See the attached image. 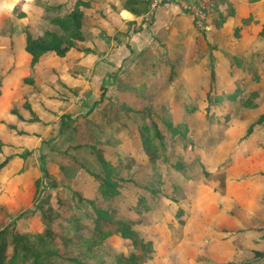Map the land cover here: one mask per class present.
I'll list each match as a JSON object with an SVG mask.
<instances>
[{
	"label": "rangeland",
	"instance_id": "obj_1",
	"mask_svg": "<svg viewBox=\"0 0 264 264\" xmlns=\"http://www.w3.org/2000/svg\"><path fill=\"white\" fill-rule=\"evenodd\" d=\"M16 1L0 0V72H7L0 81V138L9 142L0 153V160L7 157L5 166L0 168V204H5L6 209L5 214H0V227L12 223L19 232L40 231L43 228L42 214H45L51 220V229L59 231L63 225L70 224L73 214L77 217L75 222L79 228L91 231L83 225L93 218L92 208L85 200L78 201L72 197L71 190L78 188L85 197L94 195L97 206L109 207L112 216L129 218L138 235L153 241L154 249L145 264H264V254H256L264 251V149L260 148L255 156L234 158L235 152L246 143L241 139L244 138L245 126L255 118L258 110L235 109L236 101L232 105L226 99L212 101V94H218L220 90L219 85H215L211 99L207 101L208 108L213 118L220 121L224 116L225 124L220 121L211 126L208 123V128L204 123L195 124L193 131L199 135L195 151L200 152L204 174L199 165H188L192 158L186 153L180 137L166 139L169 153L170 150L173 153L169 154V159L174 160L178 153L188 165L180 174H174L173 170L167 173L165 163L160 160L153 166L143 162L140 159L139 138H136V131L145 120L144 113L139 110L143 104L141 94L147 95L148 105L156 108L157 115L169 112L168 106L165 110L166 103L172 99L180 104L191 103L193 107L206 103L200 101L205 82L202 90L197 89L199 72H203L199 66L205 64L207 73L212 66L214 71L223 74V79L229 73L230 78L244 76L245 90L256 89L264 98V77L253 82L247 71L258 70L264 75V41L260 37L264 36V0L255 8L256 22L234 44L215 45L206 28L197 25L201 38L205 40L198 46L184 47L183 60L177 63V75L173 79L167 77L165 68L157 70L146 91L133 86L136 78L131 75L132 62L129 60L105 68L101 65L100 68L98 59L92 62L82 58L75 63L80 76L77 74L70 81L73 87H69V91L55 82L49 70L39 71L52 79L53 88H50L53 90L42 79L38 83V88L44 94L50 93L49 96L53 98L57 97L58 92H72L63 110L57 107V100L43 98V93H37L35 88L22 81V76L27 73L25 66L15 71L11 69L15 60L22 58L21 50L17 49L21 44V29L27 26L33 33L42 32L47 25L46 14L51 15L55 10L46 3L48 0H21L19 7L24 14L16 16L10 12ZM208 43L214 44L211 49L213 55L218 56L215 61L211 56L209 61H202L206 60L211 50L207 47ZM162 46L154 42L148 49L138 48L137 53L140 54L136 59L141 62L140 58L145 57L149 61L160 57ZM218 52L225 57L223 61ZM96 54H99V50ZM227 58L233 63L243 61L238 64L243 68L229 64ZM23 61L26 63L24 58ZM24 102L30 104L39 120L44 122L43 125L38 120L27 123L14 121L11 108H17L24 116L28 115V110L22 106ZM119 105L129 109L117 108ZM92 108L101 109L89 121L82 119ZM116 108L120 111H113ZM59 112L67 113L71 122L59 127ZM173 119L177 120L178 117ZM12 121L18 125L15 128H22L28 134L16 133L14 128L8 126ZM101 124H106L104 135L107 136V143L102 142L100 146L103 155L114 163L117 156L119 168L122 166L114 174L130 176L138 184L145 183L158 189L154 197H148L149 207L146 210L130 207L136 191L129 182L131 187L123 188L115 197L102 199L95 196L97 181L89 171H99V164L86 143L93 140L90 133L103 139L104 135H99L96 130V127H102ZM74 125L81 127L77 129L80 132L74 138H68L69 126ZM87 126L88 133L84 131ZM256 134L264 135V122L255 127L251 138ZM24 150H30V154L23 158L13 155ZM111 153L117 155L111 157ZM40 160L43 161L45 173L39 168ZM159 169L162 172L161 182L157 178ZM94 248L93 258L103 261H109L116 251H133L130 241L116 234L97 240ZM82 249L77 243L59 247L61 257L52 256V263L77 264L73 257L92 259ZM7 264L21 263L9 259Z\"/></svg>",
	"mask_w": 264,
	"mask_h": 264
},
{
	"label": "trees",
	"instance_id": "obj_2",
	"mask_svg": "<svg viewBox=\"0 0 264 264\" xmlns=\"http://www.w3.org/2000/svg\"><path fill=\"white\" fill-rule=\"evenodd\" d=\"M20 1L21 0H17L14 2L10 8V12L14 13L16 16H22L24 14L19 7ZM93 1L94 0H72L69 6L64 7V10L61 8L63 3L50 4L52 6H49L56 12L54 11L51 15L46 14L45 19L47 25L42 32L33 33L27 26L21 29V44L18 46L19 48L17 47V49L21 50L22 58L15 60L11 69L15 71L25 66L24 69L27 73L22 76V81L24 83L34 86V74L43 69L37 67V63L45 59H47L50 63L49 68L54 74L55 82H62L57 76L60 68L65 65L62 58L66 57L70 51L80 49L79 44L86 40V29L84 25H87L86 21L89 16L88 13H91L89 9ZM121 6L134 15L143 14L147 10L146 0H122ZM256 20L257 18L255 17L254 12H243L237 21L232 24L231 30L227 34L224 33L218 36L219 43L234 44L237 42L241 34L244 31H248V28H250ZM260 37L263 38L264 41V36L260 35ZM215 43L217 44V42H214V44ZM214 44L211 45L208 43L207 47L211 49L212 46L214 47ZM83 49L92 50L94 53L98 52L96 48L93 50L88 47H83ZM209 51L212 54L210 55V52H208L206 60L202 59V61H209L210 56L213 60L215 57H218L216 54L215 56L213 55L212 49ZM231 56L240 58L238 55ZM23 58L26 63L23 61ZM224 58L225 57L221 54L222 61ZM176 60L177 58L169 62L165 69L167 71V77H171L172 79L175 75H177L178 62H176ZM228 62L238 68H243L241 65H238L243 61L237 60L233 63L231 60H228ZM68 64L65 67H71V63L69 65ZM199 67L203 68V72L202 70L199 72L200 77L197 89L202 90L205 82L204 95L200 97V101L202 100V102L205 101L206 103L204 102L205 104L202 106L196 105L193 107L191 103L180 104L176 102V100L172 99L170 103H166L165 110H167L168 106L169 112L166 111V114L164 115H157L156 108H152L148 105V100L146 98L147 95L141 94L143 104L139 110L144 113L143 116L145 117V120L142 121V124H140V129L136 131V138H139V147L140 152L142 153V158L140 159L143 162L150 164V166L155 165V163L160 160L163 164L165 163L167 167L165 171L167 173L173 170L175 172L174 174H180V172L188 165L197 164L204 174L205 170L199 157L200 152L195 151L198 134L196 135L193 131L195 124L204 123L207 128L208 123L211 126L219 124L220 121L225 124L226 119L224 116L222 117V120L219 121L217 118L215 119L212 117L210 114L211 110L209 111L208 108L209 105L207 101H210L215 85H219L218 88L220 90L218 94H212V101L226 99L231 101L232 105L233 101H236L237 105L235 106V109L258 110L255 118L247 122L242 134V137L244 138H241L244 139L246 143L243 148L238 150V152H235L234 158L237 160L248 155L255 156L258 154V150L260 148L264 149V135L256 134L253 138H251L255 127H258L264 122V98L259 95V91L256 89L245 90L244 84L246 82V78L244 76L240 75L230 78L229 73L227 78L223 79V74H219L214 71L212 66H210L209 73H207V69H204L207 67L206 64ZM247 71L248 74H250L251 81L253 82H258L262 77H264V75H261L258 70L249 71V69H247ZM6 73L0 72V81ZM220 80H222V82ZM136 81L137 82L133 83L134 87L140 88L143 91L148 89L146 81ZM63 85H66V83ZM35 90L36 92H40L38 87H35ZM200 92H198V95ZM174 94L176 93L174 92ZM176 96H174V98ZM165 98L168 99V96H165ZM169 98H171V96H169ZM22 106L28 110V115L24 116L19 110H17V108H11L10 113L14 121L24 123L37 120L40 121L35 112L30 108V104L28 102H24V105ZM230 107L232 108L234 106ZM117 108L122 110L129 109L127 106L123 109V105H119ZM117 108L115 110L113 109V111H120ZM92 109L88 110L86 114H88ZM198 112L200 113L197 114ZM86 114L83 116L84 120H86ZM123 114L126 115L125 113ZM226 115L227 114H225V116ZM57 116L59 119V127H61L64 123H69L71 120L65 112L58 114ZM175 116L178 117L177 120L173 119ZM14 121L10 122L11 124L8 125L10 128H14V131L18 134H28L22 128H15L16 124ZM104 129H102V127H96L99 135H104ZM203 130L204 128L201 129L202 133ZM178 137L183 140L186 153L192 158L188 165L185 164L183 156L178 153L174 160L171 161L169 159V154L173 153L172 150H170L169 153V147L166 143V139ZM97 138H100V140H97ZM106 138L107 137L105 135L103 139H101L100 136L95 135L91 142L86 143V145H88L92 150L93 155L99 164V171H89V174L93 176L92 178H95L97 181L95 196L101 197L102 199H110L117 196L123 188L132 186V188L134 187L136 191V195L134 202L130 205V207L146 210L149 207L148 197H154L155 193L158 192V189L150 187V185L145 183L138 184V182L130 176L127 177L121 174H114V172L118 171L122 166L119 168L120 162L119 159L117 160V156L115 158V163L104 157L103 150L100 146L102 142L103 144L107 143ZM7 143H9L8 140L3 141L0 138V153L2 147ZM203 143L205 142L203 141ZM203 143L201 142V144ZM73 146H76V144ZM27 154H30V150H24L21 153L18 152L13 155H18L23 158ZM115 155L117 154L111 153V157ZM6 158L7 157H4L0 160V168L5 166ZM42 163L43 161L40 160L39 168L45 173L46 171ZM161 174L162 172L159 169V172L157 173L158 182L162 181ZM128 182L131 186H129L130 184H128ZM179 185L180 184H178V186ZM71 193L72 197L76 200H85V202H88L92 208L93 218L91 220H86L83 225L87 228L89 227L91 231L79 228L77 222H75L77 217L73 214L70 224L63 225L59 231L51 229V220L45 214H42L43 228L40 231L34 230L19 232L14 228L12 223H6L0 227V264H7L9 259L15 260L21 264L24 262H28L29 264H53L51 259L52 256L61 257L59 247L63 248V246L70 245L72 243L81 245L83 247L81 251L92 257V259L89 258V260H82L80 258L73 257L74 262L77 264H145L150 259L151 252L154 249L153 241L150 238L138 235V233L133 229L131 225L132 221L129 218H116L112 216L108 210L109 207L97 206L94 202V195L91 197H85L81 193V190H78V188L77 190L72 189ZM5 212V204H0V214H5ZM114 234L120 236L121 238L128 239L132 245L133 251L128 253L116 251L112 253V258L109 261L93 258L95 255L94 244L96 241ZM256 254L261 256L264 254V251L256 252ZM200 259L202 260V258Z\"/></svg>",
	"mask_w": 264,
	"mask_h": 264
},
{
	"label": "crops",
	"instance_id": "obj_3",
	"mask_svg": "<svg viewBox=\"0 0 264 264\" xmlns=\"http://www.w3.org/2000/svg\"><path fill=\"white\" fill-rule=\"evenodd\" d=\"M71 1L72 0H48L46 3H63L61 8L64 10V7L69 6ZM260 1L262 2L263 0H214L210 11L207 13V18L201 20L200 25L206 28V32H209L210 39H212L213 42H217V45H219V33L227 34L228 28L232 26L234 22L233 20H235V18L238 19L243 12L252 11L255 13V8ZM121 2L122 0H94L92 2L89 9L91 13H88V20L86 21L87 25H84L86 29V40L79 44L80 49L72 50L66 57L62 58L65 65L60 68L57 74L58 79L62 81V85L61 83L60 85L62 87L64 86L66 90H68L69 87H73L70 81L80 72V70L77 69L78 65L75 63L79 62L82 58L88 61L90 59L92 62H97L98 59L100 68H102V66L105 68L110 66V64L117 65L124 60H129L132 62L130 65L132 69L130 71L131 75H133L136 80L146 81L148 88H150V83H152L151 81L154 79L157 70L161 71L164 70V68L166 69V65L176 58V62H181L183 60L182 55L184 53V47L190 45L198 46L202 40H205L200 36L196 27L197 23L193 21L191 16L177 3L159 4L149 14L150 17L147 18V15L145 16L147 10L143 14L134 15L127 9H124L121 6ZM216 19H219V21L216 22ZM154 42L161 44V46L163 44L165 45L164 47L162 46L161 56L149 61L145 57L143 59L140 58L142 63L138 62V59H136L138 54H140L137 53L138 48L148 49V47H152ZM83 47H88L93 50L96 48L99 50V54L92 52V50H84ZM68 63H71V67L69 68L65 67ZM142 64H145V66ZM37 67L43 68L42 70L45 71L49 70V72L52 73L49 68L50 63L48 60L46 62L45 60L39 61ZM52 75L54 74L52 73ZM78 76L80 75L78 74ZM41 79L49 88L52 87V79L49 76L35 73L34 86H32V88H37ZM63 82L66 83L67 86L63 85ZM122 85L123 84H121V86ZM37 93L43 92L40 91ZM70 93L58 92L56 94L57 97L53 98L49 97V95H51L50 93H43L42 95L44 96L43 98L57 100L59 103L57 107L63 110V107L66 106V101L68 100L69 102L70 100ZM42 105L46 107L44 104ZM100 109L101 108H93L86 114V120L89 121L93 115L99 113ZM81 118L84 119L83 117ZM39 123L43 125L44 122L39 121ZM101 126L102 129H104V124H101ZM69 127L70 131L66 134L68 138H74L80 132V130L77 129H81V127L76 125ZM87 129L88 126L85 127L84 131L88 133ZM41 135L45 136V134ZM89 136L90 138H94L95 135L90 133ZM59 137L60 136H55V138Z\"/></svg>",
	"mask_w": 264,
	"mask_h": 264
},
{
	"label": "built area",
	"instance_id": "obj_4",
	"mask_svg": "<svg viewBox=\"0 0 264 264\" xmlns=\"http://www.w3.org/2000/svg\"><path fill=\"white\" fill-rule=\"evenodd\" d=\"M213 1L214 0H146L148 7L145 16L149 15L159 4L172 2L179 4L182 9L191 16L197 25H200V21L203 20L209 12Z\"/></svg>",
	"mask_w": 264,
	"mask_h": 264
}]
</instances>
